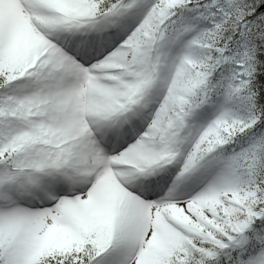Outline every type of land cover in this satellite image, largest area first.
<instances>
[{
    "label": "snow or ice",
    "instance_id": "6c2138e0",
    "mask_svg": "<svg viewBox=\"0 0 264 264\" xmlns=\"http://www.w3.org/2000/svg\"><path fill=\"white\" fill-rule=\"evenodd\" d=\"M0 264H264V0H0Z\"/></svg>",
    "mask_w": 264,
    "mask_h": 264
}]
</instances>
